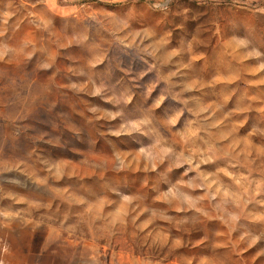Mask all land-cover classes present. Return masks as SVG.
I'll return each mask as SVG.
<instances>
[{
	"label": "rangeland",
	"instance_id": "1",
	"mask_svg": "<svg viewBox=\"0 0 264 264\" xmlns=\"http://www.w3.org/2000/svg\"><path fill=\"white\" fill-rule=\"evenodd\" d=\"M32 3L0 0V32L10 33ZM143 4L140 0L136 5L143 13L140 22L152 26L160 13ZM48 7L55 17V34L50 37L47 18L29 17L16 29L24 50L10 52L0 45V57L22 60L31 53L33 60L54 65L65 54L77 62L82 59L79 49L92 38L59 31L60 19L75 9L61 0H49ZM169 8L187 12L170 13L143 43L137 38L139 49L133 46L118 54L123 70H117L112 85L120 78L145 90L155 84L153 102L163 92L169 94L157 111L173 105L182 115L171 132L121 138L116 155L123 153L120 159L127 167L118 173L110 170L121 177V193L92 201L87 215L94 229H121L138 242L123 254L122 264H154L153 257L166 253L169 264H264V238L251 245L264 234V73L256 72L259 61L245 58L252 48L264 52V15L246 13L233 0H172ZM213 20L219 36L206 30ZM244 39L250 42L247 48L233 42ZM97 87H102L100 96L90 99L102 111L119 107L123 89ZM129 109L131 118L136 112L132 105ZM96 155L114 163L111 152ZM153 163L156 172H149ZM158 172L164 178L145 192L143 177ZM42 264L91 261L83 246L72 241L46 255Z\"/></svg>",
	"mask_w": 264,
	"mask_h": 264
},
{
	"label": "clouds",
	"instance_id": "2",
	"mask_svg": "<svg viewBox=\"0 0 264 264\" xmlns=\"http://www.w3.org/2000/svg\"><path fill=\"white\" fill-rule=\"evenodd\" d=\"M61 2L75 12L60 19L59 31L92 38L90 45L79 49V62L71 54L55 65L33 60L31 53L22 60L0 57V264H33V258L34 264H42L46 255L69 247L72 241L83 246L91 264H122L123 254L138 242L121 229H94L88 209L94 206L92 201L121 193V177L110 174L127 167L120 159L123 153L116 155L121 138L140 137L147 131L171 132L182 115L173 105L157 111L165 107L169 94L163 92L153 102L155 84L145 90L142 85H126L123 78L115 86L112 81L117 70H123L118 54H126L133 46L139 49L138 37L143 43L170 13L186 14L187 10L171 12L172 0H144L143 7L160 13L154 25L144 26L139 19L143 13L136 7L140 0ZM233 2L246 13L264 15V0ZM48 5L49 0H34L25 7L26 15L11 32H0V45L22 52L21 33L16 29L29 17L47 18L50 37L55 34V17ZM211 24L206 30L219 36L215 20ZM233 42L241 48L250 43L246 39ZM261 57L264 52L258 48L247 51L245 57L259 61L258 74L264 73ZM105 84L109 91L123 89L116 109L102 111L96 99H90L100 96L102 87L97 85ZM130 105L136 112L131 118ZM98 152L113 153L114 163L100 159ZM148 171L156 172V164ZM163 178L162 172L143 177L145 192ZM262 238L264 234L254 237L251 245ZM168 255L153 257L154 264H169Z\"/></svg>",
	"mask_w": 264,
	"mask_h": 264
}]
</instances>
